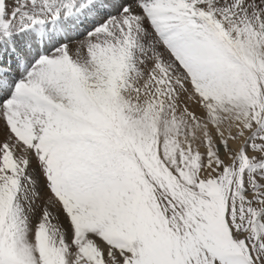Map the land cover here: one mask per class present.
<instances>
[{
	"label": "snow or ice",
	"instance_id": "6c2138e0",
	"mask_svg": "<svg viewBox=\"0 0 264 264\" xmlns=\"http://www.w3.org/2000/svg\"><path fill=\"white\" fill-rule=\"evenodd\" d=\"M0 264H264V0H0Z\"/></svg>",
	"mask_w": 264,
	"mask_h": 264
}]
</instances>
